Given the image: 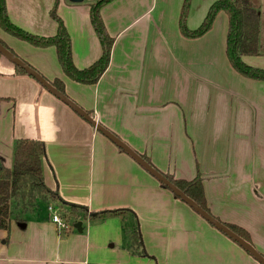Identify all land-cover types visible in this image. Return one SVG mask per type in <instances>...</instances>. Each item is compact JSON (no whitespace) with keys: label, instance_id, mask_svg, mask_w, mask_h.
Returning a JSON list of instances; mask_svg holds the SVG:
<instances>
[{"label":"crops","instance_id":"0c3cea01","mask_svg":"<svg viewBox=\"0 0 264 264\" xmlns=\"http://www.w3.org/2000/svg\"><path fill=\"white\" fill-rule=\"evenodd\" d=\"M95 1L58 0L79 69L102 55L90 15ZM216 1L206 0L205 8L194 12L189 29L202 24ZM6 2L14 25L37 36L57 34L58 24L50 15L56 0ZM183 4H106L101 13L115 42L110 66L95 85L69 79L54 48H35L1 29L0 39L47 80H61L70 99L157 170L175 179L200 177L211 214L245 229L264 255V82L242 77L225 92L222 84L198 79L196 66L205 60L179 32ZM179 47L182 55L175 51ZM261 58L244 60L264 68ZM15 66L0 56V164L12 166L18 140L43 141L47 186L57 188L65 203L85 207L94 216L81 220L79 232L76 227L59 229L48 209L28 212L23 222H12L10 232L0 230V264H260ZM213 99L214 124H206ZM118 210L130 211L125 217L138 222L146 255L129 251L119 216L96 217Z\"/></svg>","mask_w":264,"mask_h":264},{"label":"trees","instance_id":"16d2710c","mask_svg":"<svg viewBox=\"0 0 264 264\" xmlns=\"http://www.w3.org/2000/svg\"><path fill=\"white\" fill-rule=\"evenodd\" d=\"M112 1L114 0H97L91 4V22L100 40L102 55L99 60L84 69L77 68L73 62L72 40L58 14V0H56L50 13L52 19L58 24V32L55 36H37L14 25L8 16L6 0H0V29L9 36L35 48H54L59 64L69 79L79 84L95 85L111 63L115 39L110 36L106 29L101 10ZM190 9L191 0H184L179 28L185 38L198 39L204 36L212 29L219 14L224 12L228 18L226 54L231 66L246 78L264 82V69L250 66L244 60L245 57L249 56H264L260 45L261 13L253 0H217L210 7L202 24L195 30H191L187 26ZM0 43L13 52L2 39H0ZM13 53L15 54V52ZM0 56L2 55L0 54ZM15 67L19 74L28 75L19 66ZM51 83L65 94L64 83L61 80L55 79ZM45 157L46 145L43 141L20 139L14 147L12 166L8 168L0 164L1 231L10 232L13 221L23 222V216L28 212L37 211L43 202L53 207L57 206L67 223L70 220L74 221V227L82 219L94 216L93 214L90 216L85 207L65 203L57 188L53 190L47 186L43 169ZM142 157L154 166L149 158L144 155ZM164 176L211 214L207 205L203 180L200 177L186 180L175 179L165 173ZM127 212L130 211H108L96 214V217L120 216L125 218ZM137 224L138 222L132 229L124 228L129 241L128 249L134 255H146L140 227ZM226 225L248 242H252L250 234L245 229L233 224Z\"/></svg>","mask_w":264,"mask_h":264},{"label":"rangeland","instance_id":"374dc122","mask_svg":"<svg viewBox=\"0 0 264 264\" xmlns=\"http://www.w3.org/2000/svg\"><path fill=\"white\" fill-rule=\"evenodd\" d=\"M253 2L258 5L259 12L261 13V22H262L261 25H262V27H261V33H260V45H261V50L264 52V0H253ZM75 4H83V3H75ZM205 5H206V0H191L190 14H189V17L187 19L188 28H189V25H188L189 24V18L193 17L194 12H196L199 9V7L202 6L204 9ZM199 19H200V17L198 16L196 22H198ZM197 28H195V29H197ZM195 29H192V30H195ZM179 30H180V28H179ZM227 30H228L227 16L224 12H221L219 14V16L217 17V20L215 21L212 29L209 32H207L204 36H202L198 39H190V40H192V44L194 46V48H192V51H194V54L195 55L201 54L202 58H204L203 60H205V64H202V62H201L200 65L196 66L197 70L200 71L199 73H197L198 79H199V75H200L203 78L208 79L209 82L213 81L217 84H222L225 87V89H223L225 92L226 91L229 92L231 89V86H237L239 83V78L245 77L241 73H239L235 69H233V67L231 66L229 59L227 57V54H226ZM179 32L181 34V31H179ZM175 51H177V52L180 51V53H181L180 55H182L184 52V50L181 49L180 47H179V50L175 49ZM260 60H264V59L261 58ZM257 68H259V67H257ZM262 69H264V68H262ZM255 81H257V80H255ZM231 99H232V96L229 97V100H231ZM213 104H214V99H213V102L211 104V111L209 113V119H208V122L206 124H214L212 121L213 120L212 119ZM259 148H260V143L257 144V151L258 152H259ZM161 187H162V185H161ZM165 190L167 192H170L171 195H173L172 192L169 191L167 188H165ZM178 201L180 203H183V201H180L179 199H178ZM49 206L50 205H47V203L43 202L40 205L39 210L45 212V211H47ZM55 208H56L55 209L56 213L60 212V210L58 209L57 206H55ZM48 212H49V210H48ZM109 217H115V216H106V217H102L99 219L102 220V219H106ZM119 218H120L124 228L126 227V228L132 229L136 225L135 222L132 223L133 217L122 218L119 216ZM85 220H86V218H85ZM87 220H89V219L87 218ZM93 220H96V219H93ZM73 223H74V221L70 220L69 221V227L73 228L74 227ZM89 224H90V222H86L87 228H88ZM137 226H138V224H137ZM126 241L128 243L127 238H126Z\"/></svg>","mask_w":264,"mask_h":264},{"label":"water","instance_id":"95a60500","mask_svg":"<svg viewBox=\"0 0 264 264\" xmlns=\"http://www.w3.org/2000/svg\"><path fill=\"white\" fill-rule=\"evenodd\" d=\"M72 3H83L85 0H69ZM0 54L7 60L12 62L14 65L19 66L23 69L29 76L35 79L39 84H41L47 91L54 95L57 99L62 101L64 104L69 106L75 113H77L81 118L87 121L89 124L94 126L99 132L106 136L110 141H112L118 148L123 150L128 156H130L135 162H137L144 170L156 178L163 187L169 189L175 194L177 198H180L183 202L189 205L197 214H199L203 219L213 225L217 230L226 235L228 238L237 242L248 254H250L258 263L264 264V255L260 253L255 246L239 236L232 229H230L226 224L215 218L212 214L204 210L199 204H197L193 199L186 195L181 189H179L175 184H173L168 178L164 176L159 170L152 166L145 158L142 157L137 151L131 148L127 143H125L121 138L112 133L109 129L100 124L93 116H91L87 111L70 99L66 94L59 91L53 84L47 80L42 74H40L36 69L31 67L28 63L22 60L20 57L15 55L11 50L7 49L0 43ZM25 225V224H24ZM82 222H78L75 227L82 232Z\"/></svg>","mask_w":264,"mask_h":264},{"label":"built area","instance_id":"2783aa9c","mask_svg":"<svg viewBox=\"0 0 264 264\" xmlns=\"http://www.w3.org/2000/svg\"><path fill=\"white\" fill-rule=\"evenodd\" d=\"M55 207H53L52 205H50L48 207V210L50 212L51 215V220L53 223L57 224V226L59 227V229L61 230H68L69 225L68 223L63 219L62 215L60 212L56 213L55 212Z\"/></svg>","mask_w":264,"mask_h":264}]
</instances>
